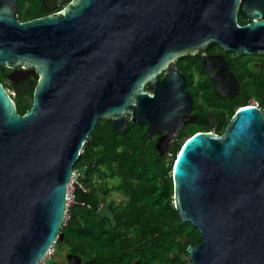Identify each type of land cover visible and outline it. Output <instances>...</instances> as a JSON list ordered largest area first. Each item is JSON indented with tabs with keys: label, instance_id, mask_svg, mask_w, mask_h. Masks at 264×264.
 I'll return each mask as SVG.
<instances>
[{
	"label": "water",
	"instance_id": "95a60500",
	"mask_svg": "<svg viewBox=\"0 0 264 264\" xmlns=\"http://www.w3.org/2000/svg\"><path fill=\"white\" fill-rule=\"evenodd\" d=\"M212 43L264 55V0H70L28 21L17 0H0V66L11 82L36 79L23 115L0 82V264H39L62 240L73 167L98 120L118 132L145 125L165 154L194 118L177 63ZM203 66L220 97L237 92L222 56ZM172 181L176 211L203 240L187 248L189 264H264L260 108H239L222 134L186 139Z\"/></svg>",
	"mask_w": 264,
	"mask_h": 264
},
{
	"label": "trees",
	"instance_id": "16d2710c",
	"mask_svg": "<svg viewBox=\"0 0 264 264\" xmlns=\"http://www.w3.org/2000/svg\"><path fill=\"white\" fill-rule=\"evenodd\" d=\"M18 5L20 21L45 14L40 0H18ZM237 20L240 25L247 23L240 14ZM218 49L221 51L212 43L207 50ZM222 53L230 63L233 58L230 53ZM243 57L240 54L234 58ZM192 60L197 61L193 68ZM232 65L236 69L239 92L233 98H219L201 58L189 55L179 59L177 67L185 73L189 84L193 85L195 74L205 77L190 93L193 109L197 106L202 110L196 113L199 122L186 126V131L180 130L164 155L155 148L154 138L146 135L145 125L128 122L126 128L118 132L109 120L97 121L73 167V171L84 172L80 181L83 191L74 190L75 200L80 204L69 208L68 218L60 229L63 238L56 241L55 250L79 257L80 264H189L187 248L203 240L199 229L182 222L174 207L172 168L175 158L189 133L222 134L234 113L248 106L250 99L256 100L264 113V81H258L261 66L250 72L247 68L241 71L234 60ZM10 72L0 66V82L4 88L16 92L12 99L18 114L23 115L31 107L36 79L30 77L29 85H19L8 79ZM206 82L210 83V92ZM205 111L210 112L215 126L207 127ZM112 192L123 199L119 202L110 199ZM45 264L68 263L65 258L63 262L48 260Z\"/></svg>",
	"mask_w": 264,
	"mask_h": 264
},
{
	"label": "flooded vegetation",
	"instance_id": "af4514ba",
	"mask_svg": "<svg viewBox=\"0 0 264 264\" xmlns=\"http://www.w3.org/2000/svg\"><path fill=\"white\" fill-rule=\"evenodd\" d=\"M70 0H60V1H58V0H40V8H41V10L45 13L44 14V16H47V15H50V14H53V13H55V12H57V11H59L60 9H62L68 2H69ZM17 2H18V0H17ZM50 2H52V4L50 3ZM47 3H50L51 4V7L53 8V9H51L50 8V6H48L47 5ZM27 6H28V3H27ZM26 6V7H27ZM23 11L25 12V9H23ZM20 10H19V5H18V18H19V15H20ZM242 15V13L238 10V13H237V19H238V15ZM44 16H42V17H44ZM243 16V15H242ZM244 17V16H243ZM38 18H40V17H38ZM244 25V24H243ZM208 49V48H207ZM206 49V51L204 52V55L203 56H198L199 58H201V62H202V64H203V58H204V56H214V55H220V56H222L223 58H224V60H225V62H226V64H227V66H228V70L233 74V76H234V78H235V80H236V82H237V84H238V90H237V92H235V94L232 96V97H220L219 95H218V93H217V91H216V89H215V87H214V85H213V83L211 82V80H210V77H209V75H208V73L206 72V74L208 75V77H209V80H210V82H211V84H212V88L215 90V92H216V94H217V96L219 97V98H233L235 95H237L238 94V92H239V89H240V86H239V82H238V78H237V73H236V69L234 68V66L232 65L231 66V64L233 63V60L235 61V64L241 69V71H244V69L245 68H247L248 69V71H250V72H253V71H256L258 68H259V66H261V75H260V78L258 79V81H260L261 79L264 81V74H263V67H264V55H263V53L262 52H257V53H254V54H252V55H249V54H243V53H240V54H243L244 55V57L243 58H241L240 60H237L236 58H234V57H236L237 55H240V54H236V53H232V52H228V51H225V50H223V49H221V51L222 52H228V53H230V56L231 57H233L232 58V61H230V63H229V61L227 60V58L225 57V54H223L221 51H219V49L218 50H215V51H213V52H210L209 50H207ZM189 56V55H188ZM190 56H195V55H190ZM248 61V63L249 64H247V65H245V64H243L244 62H247ZM250 61V62H249ZM260 61H262V63L260 62ZM179 62V61H178ZM196 63H197V61H194V60H192L191 61V67L193 68V65H196ZM178 64V63H177ZM178 68V67H177ZM178 70H179V68H178ZM206 70V69H205ZM182 74L184 73L183 71H181V70H179ZM185 74V73H184ZM183 74V75H184ZM161 77L159 78V79H162L163 78V76L162 75H160ZM185 76V75H184ZM30 77H32V78H34L33 76H27V77H22V76H18L17 78H16V82H14V83H16V84H19V85H21V84H27V85H29V83H28V78H30ZM204 78L205 77H203L202 75H198V74H195V78H194V80H193V85L192 84H189L188 83V80L186 79V77H185V79H186V81H185V91H187L188 93H191V90L192 89H194V87L195 86H197V84L198 85H200L202 82H204ZM27 81V82H26ZM205 86H206V88H207V91L208 92H210V83L208 84L207 82H206V84H205ZM150 91V90H149ZM151 92V91H150ZM192 98V97H191ZM252 99H250V101H251ZM254 100V99H253ZM200 110H202V108H198L197 106L193 109V107H192V110H191V115L194 117L193 119H192V123H188V124H186V125H184L181 129H179V131L180 130H184V128L186 127V126H189V125H196L199 121L197 120V116H196V113L198 112H200ZM203 113V112H202ZM205 114H207V120H206V125H207V127H213V126H215V124H216V122H215V120H214V118L213 117H210V112H207V111H205L204 112ZM204 114V115H205ZM179 131L176 133V135L179 133ZM184 131H186V130H184ZM200 132H204V131H200ZM214 133V132H213ZM194 134H196V133H192V134H188V135H190V136H188V138L189 137H191L192 135H194ZM216 134V133H215ZM175 135V136H176ZM152 138H154V146H155V148H156V143H157V140L160 138V135H155V136H151ZM162 145V144H161Z\"/></svg>",
	"mask_w": 264,
	"mask_h": 264
},
{
	"label": "rangeland",
	"instance_id": "374dc122",
	"mask_svg": "<svg viewBox=\"0 0 264 264\" xmlns=\"http://www.w3.org/2000/svg\"><path fill=\"white\" fill-rule=\"evenodd\" d=\"M7 91H8V93L10 94V96L12 98L16 97V92L13 89L9 88V89H7ZM174 137L172 138L171 141L174 140ZM112 184L113 183L110 182V185H112ZM74 187H75V189L72 186H69L68 189H69V192L70 193L73 194L74 193V190H76V189L83 191L82 187H78L77 185L74 186ZM110 199H112V200H114L116 202H119V201H121L123 199V197L120 194H117L115 192H112L111 195H110ZM70 207H67V206L65 207L66 208V215H65V218H64L65 220H67V218H68L67 217V212H68V210H69ZM55 249L56 248H54V246H53L52 249L50 250V252L44 257V259L39 264H45V262L48 261V260H57V261L63 262V259L66 258V252L65 251L64 252H60L59 250H55Z\"/></svg>",
	"mask_w": 264,
	"mask_h": 264
},
{
	"label": "built area",
	"instance_id": "2783aa9c",
	"mask_svg": "<svg viewBox=\"0 0 264 264\" xmlns=\"http://www.w3.org/2000/svg\"><path fill=\"white\" fill-rule=\"evenodd\" d=\"M248 105L254 106V107H257V108H260L259 107V103L256 100H251V102H249ZM168 155L170 156L171 154H168ZM83 174H84V172L81 171V170H75V171H73V175H72V178H71V182L68 185V188H69V186H72L75 189L74 186H76V185L78 187H82L81 184H80V181L83 178ZM68 188H67V193H66V206L67 207H70V206H73V205H76V204H80L79 202H77L75 200L74 193L73 194L70 193Z\"/></svg>",
	"mask_w": 264,
	"mask_h": 264
},
{
	"label": "bare ground",
	"instance_id": "6f19581e",
	"mask_svg": "<svg viewBox=\"0 0 264 264\" xmlns=\"http://www.w3.org/2000/svg\"><path fill=\"white\" fill-rule=\"evenodd\" d=\"M52 249V248H51Z\"/></svg>",
	"mask_w": 264,
	"mask_h": 264
}]
</instances>
